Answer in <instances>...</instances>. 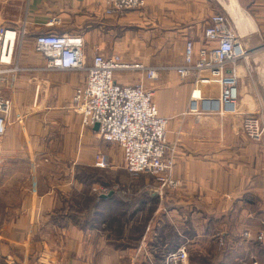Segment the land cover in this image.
I'll list each match as a JSON object with an SVG mask.
<instances>
[{
	"label": "crops",
	"instance_id": "obj_1",
	"mask_svg": "<svg viewBox=\"0 0 264 264\" xmlns=\"http://www.w3.org/2000/svg\"><path fill=\"white\" fill-rule=\"evenodd\" d=\"M108 5L0 0V26L24 28L12 63L1 65L20 70L3 74L0 83L13 85L0 138V264H165V255L182 245L187 264H264V239L256 238L264 231V135L251 140L240 127L244 114L261 113L264 120V81L255 82L241 65L236 113H190L191 85L170 68L181 62L186 38L202 44L215 13L227 18L247 53L264 51V0H146L142 8L121 13H107ZM49 31L80 34L87 64L99 52L164 67L154 81L137 72L114 77L153 89L159 114L168 118L166 140L180 188L159 193L155 182L144 179L134 187L138 199L132 205L120 196L133 192L132 185L125 192L104 183L92 192L71 170L67 180L43 179V168L64 163L59 131L70 135L68 149L78 146L72 165L89 166L91 153L101 149L112 159L113 181L125 173L121 148L107 145L93 126L82 127L71 107L86 71H30L44 62L34 38ZM216 89L202 92L214 96ZM22 166L32 170L28 181Z\"/></svg>",
	"mask_w": 264,
	"mask_h": 264
},
{
	"label": "built area",
	"instance_id": "obj_2",
	"mask_svg": "<svg viewBox=\"0 0 264 264\" xmlns=\"http://www.w3.org/2000/svg\"><path fill=\"white\" fill-rule=\"evenodd\" d=\"M107 13H121L140 9L146 0H108ZM24 34L18 30L0 26V82L3 74L16 75L20 68L11 64L15 41ZM84 40L80 34L42 32L35 36L34 50L40 53L44 62L31 67L30 71L82 70L86 78L72 95V108L82 122V127L98 123V132L103 140L117 143L122 150L125 169L132 173H146L155 176L158 191L176 189L181 181L173 175V147L166 142L168 118L159 114L153 100V89L142 81L123 84L116 81L117 72H137L144 79L158 78L159 66H151L140 60H129L119 53L108 55L95 53L86 63ZM247 54L241 41L229 28L227 18L220 13L210 16L203 29L200 46L186 38L182 60L172 68L179 79L189 82L190 94L188 112H207L217 115L234 114L238 111V88L236 62ZM216 87V95H203L202 89ZM197 89V97L194 95ZM11 100L0 92V138L5 131L4 113L8 112ZM240 127L250 139L260 140L264 135V120L259 113L244 114ZM98 166L106 164L105 157H95ZM246 235H248L246 233ZM264 235L259 233L258 240ZM188 251L182 245L165 257V264H187Z\"/></svg>",
	"mask_w": 264,
	"mask_h": 264
},
{
	"label": "rangeland",
	"instance_id": "obj_3",
	"mask_svg": "<svg viewBox=\"0 0 264 264\" xmlns=\"http://www.w3.org/2000/svg\"><path fill=\"white\" fill-rule=\"evenodd\" d=\"M83 49H84V46H83ZM123 57H125L126 59H129L128 57H126L124 55H123ZM131 60H137V59H131ZM235 64H236V69L240 68L241 65L249 67L250 71L252 72V75H253V80L255 82H258V81L263 82L264 81V51L263 50L256 51V52L250 53V54L247 53L244 58H241ZM13 66L14 65H12V67ZM162 68H164V67H160V69H162ZM7 74H9V73H7ZM9 75L11 77V74H9ZM177 79L180 82H187V81H183V80L179 79L178 76H177ZM187 83H189V82H187ZM12 86L7 85V87H2V88L0 87V92L2 91L1 95L3 97L9 98L11 100V97L9 96V94H10V89ZM192 89H193V87L191 85V91H192ZM191 91H190V94H191ZM11 107H12V100H11L10 109H11ZM71 107H72V101H71ZM74 112L77 113L76 111H74ZM255 113H257V112H255ZM259 114H261V113H259ZM80 124L82 126L81 117H80ZM58 137H59V139H58L59 140L58 141V145H59L58 152H59V154L63 155L64 163L61 164V162H60V166H58V167L43 168L42 171H43V175L45 177V178H43L44 180L46 179L48 181L49 179H51L50 177H52V178L54 177L55 179H59V180H67L68 176L71 175V172H70V170H71V171H73V175H75V179H78L81 175H84L86 180L89 182V184H88L89 189L92 192H96V191H99L100 189H102L104 183H106L108 185V186H106L107 189L111 188L114 185L113 186L114 188L118 189L119 191H125V192H126V190H131L130 188H128L126 186L132 185L133 192H130V194L128 195V197L132 200V202H131L132 205H134V202H136V200L138 199L137 195L134 196V194H135V188L134 187L135 186L136 187L141 186L144 179L150 178L158 186V182L156 181L155 176H153V175L142 173V172L136 173V174H132V173L128 172L124 167L123 159H122V167L125 170V173H127L129 176H126L124 172H121V174L123 176L120 177L121 178L120 182L116 181L117 182L116 183L115 181H113L114 178L111 176V174L109 172V169L112 166V159L108 155L107 150L104 151L101 149H95L94 152L91 153L93 162L91 161L92 163L89 166H87V165H77V166L72 165L71 164V161H73V160H71L72 153L74 152V155L76 156L78 146H77V148L75 147L74 150H71V148L68 149V147H67L68 143H70V145H73V142L71 143L70 135L65 134L64 131L63 132L59 131ZM166 142H167V140H166ZM0 143H1V139H0ZM106 143H107V145H110V146H115V145L119 146L117 143H110V142H106ZM96 156H99V158L104 156L106 159V164L104 163V166L96 165V163H95V157ZM173 158H174V153H173ZM173 168H174V166H173ZM3 171H5V170H4V168H2L1 162H0V173H2ZM22 171L25 172L27 181H28V179H31V177H32L31 171L32 170H30L29 166L28 167L22 166ZM80 172H81V174H80ZM126 177H127V179H126ZM85 184H87V183H85ZM24 185L27 188V185L26 184H24ZM178 188H180V186ZM178 188H176V189H178ZM176 189H174V190H176ZM174 190L165 189L164 192H170V191H174ZM246 233H245V235H246ZM262 234L264 235V231H262ZM257 236H256V238H257ZM218 251H220V250H218ZM166 255H165V257H166Z\"/></svg>",
	"mask_w": 264,
	"mask_h": 264
},
{
	"label": "trees",
	"instance_id": "obj_4",
	"mask_svg": "<svg viewBox=\"0 0 264 264\" xmlns=\"http://www.w3.org/2000/svg\"><path fill=\"white\" fill-rule=\"evenodd\" d=\"M82 168V167H81ZM84 168V167H83ZM80 174H81V172H80ZM77 175V174H76ZM82 177V178H81ZM79 179H82V180H86V178L84 177V175H81L80 177H79ZM122 198H123V201L124 202H127V201H129V197L128 196H126V195H123V193H121V195H120ZM130 201H132L131 199H130ZM126 204H128V203H126Z\"/></svg>",
	"mask_w": 264,
	"mask_h": 264
},
{
	"label": "water",
	"instance_id": "obj_5",
	"mask_svg": "<svg viewBox=\"0 0 264 264\" xmlns=\"http://www.w3.org/2000/svg\"><path fill=\"white\" fill-rule=\"evenodd\" d=\"M93 128H94V129H98V123H95V124L93 125Z\"/></svg>",
	"mask_w": 264,
	"mask_h": 264
}]
</instances>
